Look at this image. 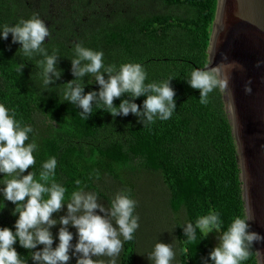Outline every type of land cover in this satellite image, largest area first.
<instances>
[{"label":"trees","instance_id":"obj_1","mask_svg":"<svg viewBox=\"0 0 264 264\" xmlns=\"http://www.w3.org/2000/svg\"><path fill=\"white\" fill-rule=\"evenodd\" d=\"M216 5L217 0H0V25H13L34 13L43 20L49 36L42 48L47 55L55 53V67L60 72L58 79L49 74L52 82L43 85L40 62L44 56L36 52L25 57L19 51L21 45L12 43L11 34L0 40V103L15 113L22 126H32L27 142L35 140L38 145L33 153L35 164L22 175L34 172L38 177L41 164L54 156L55 181L67 189L66 198L76 189L78 179L81 187L98 195L97 202L106 210L118 192H126L132 199L136 193L140 196V180L160 181L166 188L171 217L182 221L175 230L176 264H211L207 238L197 229L196 239L187 241L185 222L194 224L198 217L216 212L222 222L220 236L233 217L244 215L236 149L220 85L217 83L207 102L201 104L199 90L187 83L192 69L207 66ZM77 44L103 51L106 65L141 64L147 74L145 83L170 79L175 92L172 117L145 125L143 116L132 113L111 116L98 107V98L91 104V113L64 100V87L76 80L71 61ZM21 64L24 67L17 73L16 66ZM80 83L82 94L100 91L91 74L80 78ZM145 98L132 101L125 93L113 100V106L129 100L142 111ZM0 203V228L14 231L15 205L2 194ZM97 214L106 215L98 210ZM134 215L140 216L136 206ZM65 216V205L52 214L57 221L49 229L53 248L59 242V220ZM112 223L116 227L114 220ZM138 223L142 227L141 217ZM67 230L75 245L77 230L71 225ZM141 232L145 235L143 229ZM133 239L124 242L116 264H143L141 245L147 243L141 242L139 253ZM13 247L26 264H33L30 254L44 246L29 250L17 242ZM69 256L68 264H76L79 254L73 256L70 250ZM243 264H256L253 248Z\"/></svg>","mask_w":264,"mask_h":264},{"label":"clouds","instance_id":"obj_2","mask_svg":"<svg viewBox=\"0 0 264 264\" xmlns=\"http://www.w3.org/2000/svg\"><path fill=\"white\" fill-rule=\"evenodd\" d=\"M9 34L12 43L21 45L20 52L25 57H31L39 52L44 56L40 67L42 68V84L51 83L49 74L59 78L60 72L56 70V55L44 53L42 44L49 36L43 20L33 14L28 19L20 18L15 24L0 25V40H7ZM72 59V74L76 80L69 82L63 89V99L78 103L84 113H91V104L99 99L98 107H103L113 117L127 116L129 113L145 118V125L156 120H169L175 110L174 90L169 80L159 83H145L147 74L139 63H123L117 67L114 64L104 63L103 51H94L77 44L74 47ZM83 62V63H82ZM24 66L17 65L19 73ZM108 79H104V74ZM86 74L95 77L100 86L98 93H83L80 78ZM187 83L192 89L199 90L200 103L207 102V96L217 86V79L210 71L194 68L188 75ZM245 92L250 87L245 85ZM130 94L134 101L145 96L142 111L139 106L129 100H123L119 106H113V100L122 94ZM84 119V117H81ZM33 133L31 125H23L15 119L3 103H0V194L3 199L15 205L13 215L17 216L14 231L10 228H0V264H26L18 255L13 245L19 243L24 249H36L38 245L44 247L32 252L33 264H68L69 251L79 257L76 264H116V257L121 252L124 242L133 239V234L139 228V217L134 215L136 201L126 192H118L109 203L106 210L97 202L98 195L86 191L81 187V181L75 180L76 189L69 195L67 189L55 181L57 159L49 157L41 164L39 174L29 172L22 175L35 164L33 153L38 145L35 140L29 141V134ZM27 142V143H26ZM65 205L67 216L60 218L62 227L58 232V244L55 248L49 229L57 224L52 214ZM3 204L0 203V210ZM106 213V215L97 214ZM114 220L116 227H113ZM251 217L238 215L219 236V244L208 255L211 264H243L249 259L253 244L264 241V237L250 230ZM71 225L77 230L78 241L75 245L67 226ZM222 222L216 212L198 217L193 224L185 222L184 234L187 241L196 239V230L204 236L213 230L220 232ZM96 257L97 259H93ZM107 259H98V258ZM153 264H172L175 252L169 245L156 243L149 254Z\"/></svg>","mask_w":264,"mask_h":264},{"label":"water","instance_id":"obj_3","mask_svg":"<svg viewBox=\"0 0 264 264\" xmlns=\"http://www.w3.org/2000/svg\"><path fill=\"white\" fill-rule=\"evenodd\" d=\"M207 66L222 90L244 215L264 237V0H217ZM245 85L250 91L245 92ZM264 264V241L253 244Z\"/></svg>","mask_w":264,"mask_h":264},{"label":"rangeland","instance_id":"obj_4","mask_svg":"<svg viewBox=\"0 0 264 264\" xmlns=\"http://www.w3.org/2000/svg\"><path fill=\"white\" fill-rule=\"evenodd\" d=\"M138 186L142 190V194L139 196L138 193H136L133 199L136 201V208L138 213H140L139 217L142 219V227L140 226L136 233L133 234L135 236V240L133 239L134 242H132L133 246L135 250H139L140 253L141 242H146L147 244L145 247L141 245V252L144 257V259L142 258V262L143 264H153V261L149 258V254L154 245L156 243L169 245L175 252V258L172 264H176L175 260L178 246L175 230L178 226H182V221H176L169 213L165 196L166 188L160 181L154 182L145 179L140 180ZM170 225H172V227ZM141 229H143L145 235L142 234ZM147 234L155 236L150 237ZM136 237H138V239ZM205 237L207 238L208 244L211 246V251L218 246L219 234L217 231L213 230ZM136 244L138 249L136 248Z\"/></svg>","mask_w":264,"mask_h":264}]
</instances>
